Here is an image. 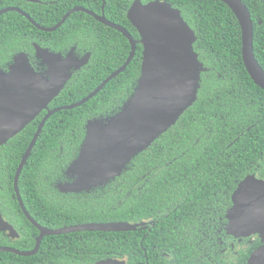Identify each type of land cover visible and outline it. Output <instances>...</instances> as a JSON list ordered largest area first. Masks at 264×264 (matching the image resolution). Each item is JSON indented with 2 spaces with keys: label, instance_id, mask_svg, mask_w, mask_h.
<instances>
[{
  "label": "trees",
  "instance_id": "obj_1",
  "mask_svg": "<svg viewBox=\"0 0 264 264\" xmlns=\"http://www.w3.org/2000/svg\"><path fill=\"white\" fill-rule=\"evenodd\" d=\"M85 1L74 0L70 5ZM116 1L106 0L105 17L126 28L134 37L138 36L126 17L131 0H120L125 3L121 6L115 5ZM163 1L180 10L196 35L193 48L206 70L201 73L195 102L174 125L136 155L119 177L109 181L105 185L106 190L99 188L97 191L101 196L85 198L74 193H61L53 182H49L50 187L47 186L42 178L44 175L55 180L60 176V169L65 174L64 169L83 138L86 120L116 109L123 99L132 95L140 76L142 60L141 46L137 45L135 55L125 70L112 78L94 97L80 106L59 111L46 121L18 179L23 204L39 224L56 229L89 222H131L149 215L150 208L177 207L174 203L178 194L218 190L224 183L233 187L234 176L236 182L248 174L264 176V90L252 81L244 67L237 18L220 0ZM242 2L253 22V53L264 70V0ZM27 6L26 12L44 26L58 21L66 9L60 7L57 11H48V17L42 16L43 20H40L39 5ZM90 9L98 14L101 12L99 7ZM24 27L29 33H42L15 11L0 16V32L5 31L14 37ZM94 32L108 33L95 56L110 68L79 73L67 83L51 106L68 105L87 95L123 64L130 46L120 32L84 12L72 13L58 29L42 33L54 39H77ZM112 43L115 45L112 46ZM33 132L34 127L29 125L0 145V180L11 194L14 192L16 169ZM148 170L151 173L138 180V176ZM142 182L141 189L137 190V185ZM189 198L195 199L194 196ZM190 199L179 207H189L186 202ZM5 201L3 199L1 203L2 212L20 234L15 239V247L21 251L30 250L39 234L38 229L26 219L15 198ZM133 235V232L108 231L51 235L41 240L39 251L33 256L0 252V257H12L23 264L25 260L32 261L43 256L50 249L49 244L54 245L53 242L84 240L91 242L84 249L90 250L92 262L99 258L127 256V264H135V252L139 247ZM5 239L0 237V240Z\"/></svg>",
  "mask_w": 264,
  "mask_h": 264
},
{
  "label": "water",
  "instance_id": "obj_2",
  "mask_svg": "<svg viewBox=\"0 0 264 264\" xmlns=\"http://www.w3.org/2000/svg\"><path fill=\"white\" fill-rule=\"evenodd\" d=\"M237 18L241 30V56L244 67L252 81L264 90V70L253 53V22L250 12L242 0H220ZM16 10L26 16L36 27L53 31L75 11H84L102 24L122 33L131 45L125 62L108 75L90 94L76 103L56 109H72L80 106L98 93L112 78L125 70L131 62L136 43L143 46L140 76L137 86L121 110L107 120L90 119L86 123V134L77 157L71 162L67 172L75 176L68 183L58 185L62 192L88 191L120 176L126 164L133 157L149 147L162 133L176 123L180 115L197 98L201 73L206 70L193 48L195 32L183 19L178 8L167 1L151 0L142 3L133 0L126 17L140 35L135 41L122 26L107 20L104 15H96L90 10L74 7L52 27L36 24L31 17L17 8L0 10V15ZM47 62L58 63L59 56L53 57L46 51L37 49ZM60 68V69H59ZM49 71V81L34 71L24 54H18L8 72L0 71V144L6 143L30 122L51 97L55 96L70 76L64 67ZM11 107V110H10ZM11 112V113H10ZM54 111H50L40 122L36 133L22 155L14 176V191L21 211L35 226L39 234L34 248L21 251L0 247V252H11L19 256L36 253L45 236L62 235L82 231H132L140 223L91 222L50 229L39 224L25 208L18 188L20 173L29 158L38 135ZM233 206L227 211L228 227L233 225L238 234L260 232L264 235V180L255 174L246 175L237 185L232 195ZM0 229L17 236L16 229L0 212ZM94 264H125L116 258L99 260ZM249 264H264V246L254 251Z\"/></svg>",
  "mask_w": 264,
  "mask_h": 264
},
{
  "label": "flooded vegetation",
  "instance_id": "obj_3",
  "mask_svg": "<svg viewBox=\"0 0 264 264\" xmlns=\"http://www.w3.org/2000/svg\"><path fill=\"white\" fill-rule=\"evenodd\" d=\"M73 1L74 0H0V10L12 7V8H17L20 11H23L29 15V13L26 12V9L28 8L27 5L37 4L39 5L38 15L40 16V20H43L42 16L48 17V14H47L48 11L49 12H52L54 10L57 11L59 10L60 7L62 9L66 8L65 11L62 13V15H60V18L58 19V21H56L54 24L50 26L41 25L39 22L34 20L29 15L36 24L43 26V27H47V28L56 25L63 18L66 12H68L70 9L74 7H80V8L90 10V11H92L90 7H99L101 10L99 14L94 11L92 12L99 16L102 14L104 15V7L106 4V0H86L84 3L82 2L79 5H76L75 3L73 5H70V3ZM132 2L133 0L130 1L129 6L131 5ZM141 2L146 3L148 1L143 2L141 0ZM122 4H125V3L120 0H117L115 3V5L117 6H121ZM13 11L22 15L26 20H28L33 25V27L39 29L26 16H24L23 14H21L20 12L16 10H13ZM8 12H5V13H8ZM75 12H84V11H75ZM91 17L94 20H96L93 16ZM63 23L61 25H63ZM61 25L59 27H61ZM22 30L23 31L21 32L15 33L14 37H12V34L8 35V33H6L5 31L0 32V48H2V50L0 49V71L8 72L10 69V66L14 62V58L18 54H24L26 58L28 59L31 67L34 69V71L37 73H40L48 81L50 79L48 72L57 71L59 67H62V68L64 67L66 72L70 73V76L65 81L63 88L55 96L51 97L50 100L47 102L46 107L38 111V113L34 116V118L23 127V129H25L29 125L31 127H34V132L32 135V138H33L42 119L50 111H54L47 118L48 120L52 115L61 111V110L56 111L57 108L65 106V105L51 106V104L59 96V94L62 92V90L64 89V87L67 85L69 81H71L73 78H76L79 73L86 71V70H90V69L96 70L99 68H105V69L110 68L109 65L100 63L99 60L97 59V56H95V53H97L98 49H100V45L102 44L103 40L107 39L108 33L94 32V33H87V36L82 37V38L77 37V39H74V38L63 39L61 37L54 39L52 38V36L46 37L42 33H52L55 30L44 31V30L39 29L42 33H38V34L29 33L28 31L25 30V27ZM130 35L135 41H139L140 39L139 34L136 37H134L131 33ZM127 41L129 43L128 39ZM114 45L115 43H112V46ZM137 45L141 46V55H142L143 46L139 42L136 43V48H137ZM129 46L131 50L130 43H129ZM37 49L46 51L49 54L53 55V57L59 56L58 63L54 64V62H47L42 56H40L43 53L39 54ZM130 50H129V53H130ZM135 52H136V49H135ZM118 68H116L115 70H117ZM115 70H113L112 72H114ZM92 91H90L88 94H90ZM87 95H85L84 97H86ZM130 97L123 99L120 105L116 109L107 110L103 114L92 116L90 119H94V118H97V119L102 118L104 120L109 119L110 117L116 115L121 110V108L124 106V104H126V102L129 100ZM79 100L73 103H76ZM10 110H11V107H10ZM90 119H87L86 123ZM86 123L84 125L83 138L80 144L78 145L77 152L74 155H72L71 159L67 163L64 169L65 174H64V171L62 173V169H60V172H59L60 176L57 177L55 180H52V178L47 175H44L42 178L44 179L46 185L48 184L47 186H49V182H53L54 187L57 189V191L61 193H68V194L74 193V194H77L76 196L83 195L85 198H92V197L101 196L102 194L99 193L97 190L99 188L101 190H106L107 186L105 187V185L109 183V181L114 180L116 177L114 179L107 181L105 184L98 186V187L91 188L88 191L62 192L58 189V185L62 183L71 182L75 179V176L70 175L67 172V170L71 162L77 157L79 153L80 147L83 143V140L86 134V127H85ZM23 129H21V131ZM21 131H19L18 133H20ZM41 131L39 135L41 134ZM18 133H16L14 136H16ZM0 145H3V144H0ZM61 158H63L62 153H61ZM56 161L60 162L61 160H56ZM58 166H60V164ZM125 168L123 171H125ZM150 173H151V170L146 171L145 173L138 176V180L145 178ZM255 175L257 178L264 180V176H261L258 174H255ZM240 181L236 182L235 176H234V178H232V183H235L233 187H231L230 184L224 183L223 187L218 190L208 189L205 191H200V192H195V193L185 192L182 194H178V199L174 203L175 205L177 204V207L176 206L166 207L163 209H155V210L150 208L149 215L143 216L142 218H139L131 222L126 221L130 223H140V225H138L135 230L110 231V232H121V233L122 232L123 233L133 232L134 234L133 236L135 240L137 241V244L139 247V249L135 252V257H134L135 264H249V259L252 253L256 251L258 248L264 246V235H262L260 232H250L249 234H245V235L238 234L237 229L235 228L234 225L232 227H228L229 218H227L226 216L227 211L229 208L233 206L232 195ZM2 183H3V180H0V212L4 220L9 222L17 231V228L3 214L2 212L3 208L1 207L3 206L1 204L3 199H4V202H7L5 201V199L12 200L13 198H15L17 201V196H16L15 191L13 192V194H11V191L5 190ZM13 183H14V178H13ZM143 184L144 182H142L140 185L138 184L137 190H140L141 185ZM13 189H14V185H13ZM93 189L95 190L93 191ZM102 193H104V191H102ZM189 196H194L195 199L192 200L189 198ZM187 199H190L186 202V204L189 205V207L180 208L179 206ZM17 204H18V201H17ZM121 222H124V221H121ZM19 236L20 234L18 231H17V236L12 237L9 235L8 231L0 229V237L6 238L5 240H0V247H8V248L17 249L15 247V239L19 238ZM53 244L54 245L49 244L51 245V247H49L50 249L43 256H40L32 261L25 260V262H22V263L23 264H94L95 262L99 260H103L107 258H116V257H105V258H99L98 260H95L93 262L90 261L91 260L89 256L90 250L84 249L88 245L91 244L90 241H84V240L83 241H56V242H53ZM78 245H81V247L78 248ZM33 248L34 246L31 249ZM39 248H40V245H39ZM39 248L36 251V253L39 251ZM51 251L55 255H53ZM23 257H28V256H23ZM116 259L124 261L125 264H127L129 260L127 256L119 257ZM0 264H19V263L14 261L12 257H0Z\"/></svg>",
  "mask_w": 264,
  "mask_h": 264
}]
</instances>
